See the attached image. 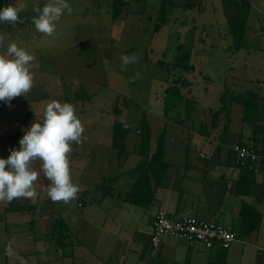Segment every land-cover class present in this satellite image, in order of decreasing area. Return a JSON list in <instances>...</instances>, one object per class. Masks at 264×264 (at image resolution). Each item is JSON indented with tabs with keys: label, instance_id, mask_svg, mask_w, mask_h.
<instances>
[{
	"label": "rangeland",
	"instance_id": "rangeland-1",
	"mask_svg": "<svg viewBox=\"0 0 264 264\" xmlns=\"http://www.w3.org/2000/svg\"><path fill=\"white\" fill-rule=\"evenodd\" d=\"M163 1L131 0L114 20L112 0H68L72 11L65 9L56 22V30L48 35L35 28L33 17L38 16L37 9L42 10L50 0H9L7 3L0 0V9L10 5L17 7L25 23L21 26L19 20L0 21V54L6 53L8 46L15 42L34 56L30 62L34 76L31 89L15 97L10 104L0 101V156L7 158L10 149L19 148L20 139L33 123H43L50 102L71 103L85 129L82 142H72L68 153L72 179L91 189L105 181L95 194L100 197L116 183V177L129 180L135 173L133 166L141 158L139 127L145 120L152 131V152L164 130L168 137L175 131L170 120L174 124L183 122L185 130L178 134H185L187 138L193 135V139L171 138L173 141L168 139L167 146L170 156L174 150L176 160L185 158L188 152L190 164L192 153L198 162L208 163L214 142L206 139V135L205 138L195 135L193 130L200 126L190 124L188 117L191 114L196 119H207L209 129L211 112L220 108V95L226 86L240 94L255 93L259 102L257 120L264 124V0H249L251 9L240 49L235 48L236 40L227 17L234 13L231 0H166L171 5L167 9L169 20L155 33ZM81 43H85L83 49ZM181 44L193 53L195 70L191 73L175 66ZM124 54L134 62L124 64L121 60ZM173 86L180 89L185 102L190 98L194 100L191 111L183 103L177 109L164 112L166 89ZM229 116L231 128L226 140L233 145L239 141L237 130L242 125L239 117L242 119L243 107L234 104ZM225 117L222 116L223 125ZM117 120L130 127L126 145L135 155L126 164L120 153L127 155V151L112 146ZM244 124L247 129L249 125ZM221 143V149L227 150L223 140ZM201 153L207 155L206 158H201ZM42 165L39 158L30 163L38 172L34 182L37 196L18 197L20 205L35 206V211L11 213L7 211L9 201L0 200V264L75 263L69 255L77 238L72 235L70 239L63 238L67 243L63 245L62 254L57 246L61 232L55 223L63 214L71 217L70 214L80 213V195L53 209L47 192L51 181ZM261 177L262 182L264 177ZM116 193L120 194L119 189ZM232 200L235 201V197ZM253 204L262 212L259 226L252 233L242 232L238 236L239 242L233 248L239 255L244 252L245 256L230 264H264V198L262 203ZM86 224L80 221L85 229ZM223 224L232 226L231 222ZM233 225L240 230L238 223Z\"/></svg>",
	"mask_w": 264,
	"mask_h": 264
},
{
	"label": "crops",
	"instance_id": "crops-1",
	"mask_svg": "<svg viewBox=\"0 0 264 264\" xmlns=\"http://www.w3.org/2000/svg\"><path fill=\"white\" fill-rule=\"evenodd\" d=\"M188 118L190 124L198 123L200 126L197 130L194 129L193 133L205 138L201 132V126L202 123L208 125L207 119L204 120L203 117L196 119L191 114ZM239 118L242 122L240 129L237 130L239 131V141L233 145H229L227 141V150H222L220 146L223 145L221 137L224 131L228 130L229 132L231 128L230 116L225 117L224 125L221 117L219 126L211 128L209 133L213 134L207 135L206 139L213 141L214 147L211 151V158L206 164L198 162L194 153L191 156L193 158L191 164L188 152H186V157L180 160H176L174 150H171L170 156L167 146L169 140L191 141L193 139V135H188L187 138L185 134H178L185 130L182 126L183 122L179 121L174 124L175 122L170 120L175 131L169 137L165 130L162 132L166 136L164 160L168 164V169L162 186L156 191L154 200L148 208L128 202V196L138 178L135 168L140 159L133 166L135 173L130 176L129 180H121L116 177V183L100 197L95 194L105 185V181L92 189L89 188L90 186L84 187V183L79 182L78 207L80 213L70 214L71 217L63 214L61 217H57L58 220L55 223L56 227L63 228L62 232H64L65 238L70 239L71 235L77 238L69 255L72 260L77 264H230L234 259H243L245 253L239 255L238 250L233 248L234 244H238L239 237L228 250L218 247L209 249L200 242H188L172 237H164L157 247L152 245L153 225L160 211L168 213L172 221H177L182 217H196L223 226H225L223 223L231 222L232 226L225 227L232 229L238 236L242 232L245 235L249 234L243 230L241 211L245 205L255 207L253 203H262L264 178L261 182L259 176L263 175L264 177V165L256 166L258 174L252 194H238V183L244 171L239 166L230 164L231 159L236 157L232 148L240 142L253 146L255 138L254 127L248 124L249 126L245 129L243 118L241 119V116ZM210 120L209 122H212ZM220 123L222 129H220ZM258 125L264 126L260 122ZM126 151L127 155L124 154L126 152L120 153L125 164L129 162L133 154L135 155L127 148ZM205 156L207 155L200 154L201 158H206ZM117 189L120 192L118 196ZM232 197H235V201L232 200ZM49 205L57 210L56 205H63V201L54 202L49 197ZM255 208L260 212L257 207ZM66 209L70 211L67 207ZM70 213L72 212L70 211ZM260 214L262 215V212ZM81 220L87 223L86 229L84 225H80ZM237 223L240 230H236L233 225H237ZM65 243L67 242L64 240L60 245L57 242L62 254Z\"/></svg>",
	"mask_w": 264,
	"mask_h": 264
},
{
	"label": "clouds",
	"instance_id": "clouds-1",
	"mask_svg": "<svg viewBox=\"0 0 264 264\" xmlns=\"http://www.w3.org/2000/svg\"><path fill=\"white\" fill-rule=\"evenodd\" d=\"M65 9L72 11L68 0H50L38 16L33 17L35 28L48 35L54 33L57 21ZM19 9L6 6L0 9V21L15 22L19 19ZM34 56L15 42L6 53L0 54V101L9 104L28 92L33 85L30 62ZM124 64L134 62L127 54L122 55ZM85 129L76 114L75 107L68 102L52 101L46 107L43 123H33L19 141V148L10 149L7 158L0 156V200L12 201L18 197L35 198L34 182L38 172L30 167L33 159L43 161V171L50 179L47 188L52 201H65L75 198L80 186L73 182L68 153L72 142L81 143Z\"/></svg>",
	"mask_w": 264,
	"mask_h": 264
},
{
	"label": "trees",
	"instance_id": "trees-1",
	"mask_svg": "<svg viewBox=\"0 0 264 264\" xmlns=\"http://www.w3.org/2000/svg\"><path fill=\"white\" fill-rule=\"evenodd\" d=\"M4 3H7L8 0H2ZM129 1L131 0H112V18L117 20L120 15L122 14L123 10L127 7ZM234 4V13H229L227 15L233 35L236 40V49L241 48V42L244 37L245 29L247 28V21L250 12L251 3L249 0H231ZM171 5L167 3L166 0L163 1L160 7V15L159 23L155 27V33L160 32L164 25L167 24L169 18L167 16V9ZM19 16V13H18ZM19 22L21 26H24L25 23L23 20L20 19ZM85 43L80 44V48H84ZM179 54L176 58L175 66L185 73H191L195 70V66L192 63L193 53L189 47L186 45H179L178 47ZM162 64V62H159ZM263 85V84H262ZM255 93L247 91L245 93H237L231 90L228 86H226L225 90L220 95V103L221 106L215 112H211L213 115L212 117V124L210 128H207V124L202 123V134L209 135L211 128H217L219 126V121L223 115L226 117L232 111V107L234 104L241 105L244 109L243 112V121L249 125L254 127V145L248 146L242 142L238 143V145L242 147H246L249 149H254L258 154L264 156V126L258 125L257 115L259 112L258 100L255 98ZM80 97V96H78ZM194 100L189 99L185 102V98L177 86L168 87L165 92L164 96V112H170L174 109H177L183 103L186 104V109L189 111L192 110V106ZM116 114H119V110L116 109ZM253 112V116L250 117V113ZM146 121V120H145ZM141 122L139 127V133L141 134V143H140V161L137 164L135 170L138 172V178L133 185V188L128 196V202L148 208L152 204L156 191L162 186L165 174L168 169V164L165 162V134L162 133L158 139L156 144V149L154 152L151 151V140H152V131L151 127L147 124V121ZM130 132V127L127 123L121 120H117L114 123V130H113V148L124 151L127 148V136ZM228 134V130L224 131L223 136L221 137L223 143L226 144V136ZM225 141V142H224ZM233 151V150H232ZM236 155L235 158L231 159V165H237L243 169L244 173L242 174L239 183H238V194L241 195H250L253 191V186L256 182L257 176V168L258 164L264 165V159L261 161H253L247 160L245 164H242L240 158L238 157L237 153L233 151ZM35 210V206H27V205H20L18 202V198L13 199L9 202L7 207V211L11 213H28L33 212ZM244 227L243 230L245 233H251L255 231L260 223L261 214L255 207L250 205H245L243 210L241 211ZM56 227V226H55ZM59 228V227H56ZM63 228L60 229L59 233L60 236L57 238V242L60 245L62 243L63 238L65 237ZM61 235L63 237H61Z\"/></svg>",
	"mask_w": 264,
	"mask_h": 264
},
{
	"label": "built area",
	"instance_id": "built-area-1",
	"mask_svg": "<svg viewBox=\"0 0 264 264\" xmlns=\"http://www.w3.org/2000/svg\"><path fill=\"white\" fill-rule=\"evenodd\" d=\"M232 150L237 153L242 164L247 160L261 161L264 156L254 149L235 145ZM164 237L182 239L188 242H200L207 248L215 247L228 250L238 239L237 233L211 221H204L196 217H182L172 221L165 211H160L153 225L152 245L157 247Z\"/></svg>",
	"mask_w": 264,
	"mask_h": 264
}]
</instances>
